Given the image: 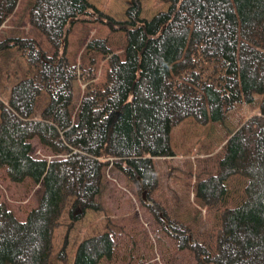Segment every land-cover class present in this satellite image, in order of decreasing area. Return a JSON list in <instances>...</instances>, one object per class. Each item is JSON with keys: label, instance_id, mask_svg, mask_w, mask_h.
<instances>
[{"label": "trees", "instance_id": "trees-1", "mask_svg": "<svg viewBox=\"0 0 264 264\" xmlns=\"http://www.w3.org/2000/svg\"><path fill=\"white\" fill-rule=\"evenodd\" d=\"M20 0H0V30L15 13ZM170 5L151 20L141 18L142 4L133 0L128 20L101 14L88 0H35L30 13L33 28L53 46L48 55L34 39L0 40V57L16 49L26 59L27 77L11 90L7 105L0 102V168L9 179H27L43 188L38 206L24 222L0 199V264H50L55 229L67 205L72 221L82 220L95 203L108 168L120 170L149 192L158 185L154 159L175 157L171 137L187 118L207 125L201 107L168 111L152 93L160 54L173 35L188 0H159ZM203 5L204 42L190 54L191 65L181 77L197 73L203 90L214 89L222 120L237 106L252 105L261 97V115L231 133L216 175L202 180L197 196L212 207L226 193L232 177L248 180L245 201L222 214L213 255L206 241H191L192 229L170 220L168 235L197 257V264H264V0H198ZM250 32L238 35L244 13ZM92 17V19L90 18ZM255 17V18H254ZM101 22L113 32L125 33L121 57L107 47L106 39L89 42L87 49L108 59L104 82H95L94 69L82 74L84 97L73 120V90L77 68L67 58L68 35L83 22ZM260 47V48H259ZM176 93L178 90L176 88ZM195 93L188 101L200 99ZM39 140L55 156L33 157L32 141ZM154 214L158 212L153 208ZM157 215V214H156ZM158 220L164 221L160 216ZM114 235L103 233L83 241L74 264H100L114 255Z\"/></svg>", "mask_w": 264, "mask_h": 264}, {"label": "rangeland", "instance_id": "rangeland-1", "mask_svg": "<svg viewBox=\"0 0 264 264\" xmlns=\"http://www.w3.org/2000/svg\"><path fill=\"white\" fill-rule=\"evenodd\" d=\"M88 1L101 14L117 21L128 20L126 11L133 6V0ZM140 1L141 18L144 20H151L159 12L170 10V5L159 0ZM34 2L19 1L15 13L0 30V40L13 37L34 39L48 55H52L53 46L30 23L29 13ZM232 2L229 0L224 12L234 6ZM203 11V5L198 0H188L183 5V13L177 19L175 31L160 54L152 93L160 100L164 113L200 106L208 124L201 125L190 117L174 130L171 141L175 157L153 160L159 175L154 191L141 188L136 180L130 181L122 171L108 168L101 191L95 198L99 210H89L82 220L72 221L69 214L71 204L67 205L60 225L54 232L50 264H74L79 245L103 233L114 235L116 248L113 257L100 264H197L195 254L180 249V242L168 235L166 228H169L170 220L190 226L193 232L191 241L205 240L208 253H215L222 214L226 209L236 208L245 201L249 182L243 177L230 178L225 183V195L212 207L206 206L197 196V188L202 180L218 173L219 161L231 133L253 117L261 115V97H257L252 105L237 106L222 120L216 91L203 90L197 73L190 74L187 79L181 77L183 70L192 64V50L204 42ZM250 16L254 15L247 12L244 18L240 17L239 42L246 40L241 35L242 31L248 33L256 25L249 23ZM96 39H106L107 47L113 54L124 57V32L113 33L108 26L93 21L73 26L68 35L66 55L70 64L76 66L78 74L73 90V120H76L87 86L82 74L92 68L96 74L95 82L101 83L105 81L109 69L108 59L87 49L89 42ZM262 41L264 43V39ZM260 50L264 52V48ZM27 71L26 59L16 49H10L0 57V102L8 104L12 88L27 77ZM195 93L200 94V99L188 101L187 98ZM32 145L33 157L49 161L55 158L39 140L32 141ZM144 192L147 194L146 199L143 197ZM42 193L41 185L29 179L15 183L9 179L6 170L0 168V199L20 222H24L38 206ZM153 208H157V215L152 211ZM159 216L166 222H160Z\"/></svg>", "mask_w": 264, "mask_h": 264}, {"label": "water", "instance_id": "water-1", "mask_svg": "<svg viewBox=\"0 0 264 264\" xmlns=\"http://www.w3.org/2000/svg\"><path fill=\"white\" fill-rule=\"evenodd\" d=\"M146 195H147L146 192H144V193H143V197H144V199H146Z\"/></svg>", "mask_w": 264, "mask_h": 264}]
</instances>
